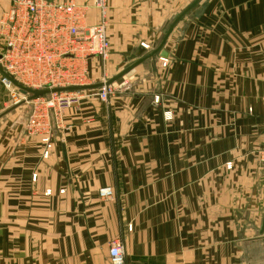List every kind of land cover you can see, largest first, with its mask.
Returning a JSON list of instances; mask_svg holds the SVG:
<instances>
[{
	"label": "crops",
	"instance_id": "1",
	"mask_svg": "<svg viewBox=\"0 0 264 264\" xmlns=\"http://www.w3.org/2000/svg\"><path fill=\"white\" fill-rule=\"evenodd\" d=\"M192 1L108 0L110 54L88 59L89 85ZM163 49L167 66L138 64L108 102L81 90L47 158L17 109L0 117V264H111L113 240L124 264H264V0H200Z\"/></svg>",
	"mask_w": 264,
	"mask_h": 264
},
{
	"label": "built area",
	"instance_id": "2",
	"mask_svg": "<svg viewBox=\"0 0 264 264\" xmlns=\"http://www.w3.org/2000/svg\"><path fill=\"white\" fill-rule=\"evenodd\" d=\"M107 8L108 0H11L0 18V66L16 82L34 90L88 85V59L96 57L104 64L110 54ZM91 9L98 13L95 23L90 22ZM160 59L165 66L166 59ZM105 81L103 77V84L95 92L104 102L128 87L125 77L110 84ZM0 83L10 102L20 100L22 93L1 74ZM80 94L81 90L54 92L27 101L31 110L25 129L30 135L40 136L43 158L52 147L53 128L60 127L63 111L79 100ZM97 194L109 200L114 197V189L102 186ZM124 256L123 243L111 241L110 263L124 264Z\"/></svg>",
	"mask_w": 264,
	"mask_h": 264
},
{
	"label": "water",
	"instance_id": "3",
	"mask_svg": "<svg viewBox=\"0 0 264 264\" xmlns=\"http://www.w3.org/2000/svg\"><path fill=\"white\" fill-rule=\"evenodd\" d=\"M47 2H51L52 0H46ZM200 0H193L185 9H183L180 13H178L170 22L169 24L165 27L163 34L159 40V42L151 49L149 52H145L144 48L141 47L137 53L134 56H138L135 61H133L131 64L126 66L122 71H120L117 75L114 77L108 79L105 81V84H110L113 82H116L119 80L121 77H123L126 73H128L132 68L137 66L138 64L147 61V60H153L154 57L159 54L160 57L166 58L167 57V52L163 49V46L166 42V39L168 38L170 32L172 31L173 27L175 24L186 14H188L198 3ZM132 56L131 58H134ZM0 74L7 79H9L23 95H28L23 101L20 103L13 105L0 113V117L3 115L7 114L8 112L12 111L19 105L23 104L24 101H29L38 97H42L44 95H47L49 93H54V92H62V91H78V90H86V89H94L100 87L103 83H95L91 85H84V86H70V87H58V88H52V89H41V90H34L28 87H25L24 85H21L20 83L16 82L11 75H9L7 72L3 70V68L0 66ZM7 100V99H6ZM264 232V216L262 217L261 225H260V233L262 234Z\"/></svg>",
	"mask_w": 264,
	"mask_h": 264
},
{
	"label": "rangeland",
	"instance_id": "4",
	"mask_svg": "<svg viewBox=\"0 0 264 264\" xmlns=\"http://www.w3.org/2000/svg\"><path fill=\"white\" fill-rule=\"evenodd\" d=\"M1 17V16H0ZM168 23H169V21H168ZM167 23V24H168ZM166 24V25H167ZM164 28H165V26H164ZM111 45V44H110ZM142 47L144 48V50H149L150 49V47L148 46V45H142ZM111 49V48H110ZM151 51V50H150ZM149 52V51H148ZM147 53V52H146ZM166 59V58H165ZM159 60H161L160 59V57H159ZM167 61V60H166ZM161 65L163 66V64H162V61H161ZM168 65V61L165 63V66H167ZM127 74V73H126ZM126 74L123 76V77H125L126 76ZM120 80V79H119ZM118 81V80H117ZM87 82H88V80H87ZM102 82V81H101ZM89 85V84H88ZM128 85H129V81H128ZM4 87L3 88H1V90H0V93L2 94L3 92L5 93V97H6V105L8 106V107H11V106H13V105H16V104H18V103H20L21 101H23L24 100V98H26L28 95H20L19 96V98L18 99H20L18 102H16V103H12V102H10L9 100H8V97H7V92H6V90L4 89ZM24 97V98H23ZM82 97V92H81V94H80V97L78 98V99H80ZM154 101H156V102H158V97L156 98L155 97V99H154ZM70 107V106H69ZM17 109V110H16ZM14 110H16V112L15 113H13V117H14V114H15V118H13L12 116V118L13 119H15L16 121V123H17V121H18V123H20L19 124V126L20 127H22L23 128V132H24V134H26L27 136H37V135H30V133H28L27 131H26V129H25V123H26V120H27V117H28V115H29V113H30V110H31V107H30V105H28L27 104V101L25 100L24 101V103L23 104H21V105H19L18 107H16L15 109H13L12 111H14ZM12 111H10V112H12ZM66 111V109L63 111V113H62V115H61V117L63 118V116H64V112ZM9 113V112H8ZM3 117V116H2ZM62 118H61V120H62ZM1 131L2 130H0V133H1ZM3 132V131H2ZM38 138H39V140H40V136H37ZM230 165H229V163H228V165H227V167H229ZM36 176V175H35ZM110 200V199H109Z\"/></svg>",
	"mask_w": 264,
	"mask_h": 264
}]
</instances>
